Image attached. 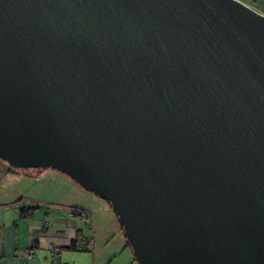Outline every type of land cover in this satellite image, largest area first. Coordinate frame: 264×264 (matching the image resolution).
I'll return each mask as SVG.
<instances>
[{"label":"water","instance_id":"1","mask_svg":"<svg viewBox=\"0 0 264 264\" xmlns=\"http://www.w3.org/2000/svg\"><path fill=\"white\" fill-rule=\"evenodd\" d=\"M0 159L108 202L138 264H264V15L0 0Z\"/></svg>","mask_w":264,"mask_h":264},{"label":"rangeland","instance_id":"2","mask_svg":"<svg viewBox=\"0 0 264 264\" xmlns=\"http://www.w3.org/2000/svg\"><path fill=\"white\" fill-rule=\"evenodd\" d=\"M239 1L264 15V0ZM21 199L23 201L19 203ZM30 201L38 205L34 212L37 220H41L38 215L40 213H51L57 217L56 209L61 212L59 215L70 213L71 208L85 211L88 224L85 221L81 227L85 233L86 229H90L88 239L92 236L95 238L89 242V248L95 254L96 263L138 264L127 244L119 219L108 202L84 190L58 171L43 168L14 169L0 159V228L12 223L20 208H27ZM82 254L91 260V252Z\"/></svg>","mask_w":264,"mask_h":264},{"label":"crops","instance_id":"3","mask_svg":"<svg viewBox=\"0 0 264 264\" xmlns=\"http://www.w3.org/2000/svg\"><path fill=\"white\" fill-rule=\"evenodd\" d=\"M55 213L57 217L40 213L41 220H37L35 213L29 218H21L18 212L12 223L0 228V264H98L89 248V242L95 238L91 232L92 238L88 239L90 229L85 233L81 227L86 219L71 213L59 215L61 212L57 209ZM45 221L49 223L47 229L42 228ZM72 241L77 242L78 251L60 250ZM83 252H91V260Z\"/></svg>","mask_w":264,"mask_h":264},{"label":"trees","instance_id":"4","mask_svg":"<svg viewBox=\"0 0 264 264\" xmlns=\"http://www.w3.org/2000/svg\"><path fill=\"white\" fill-rule=\"evenodd\" d=\"M22 201H23V199H21L19 201V203H21ZM28 204H29V206H27V208H20L19 213H20V217L21 218H29L36 211L38 205H36L35 203H33L31 201L28 202ZM69 212L75 217L79 216V217H82V218H85V219L87 218L86 212L83 211V210H79V209H76V208H71V209H69ZM121 228H122V226H121ZM128 246H129V244H128ZM60 250H62V251H73V252L78 251L77 242L76 241H72L70 243V245H68L66 247H61ZM135 262H136V260H135Z\"/></svg>","mask_w":264,"mask_h":264},{"label":"built area","instance_id":"5","mask_svg":"<svg viewBox=\"0 0 264 264\" xmlns=\"http://www.w3.org/2000/svg\"><path fill=\"white\" fill-rule=\"evenodd\" d=\"M48 226H49V223H48L47 221L43 222V224H42V228H43V229H47ZM22 264H27V263L24 262V263H22Z\"/></svg>","mask_w":264,"mask_h":264}]
</instances>
